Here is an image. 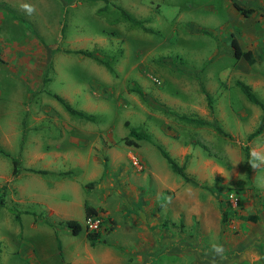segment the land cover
Segmentation results:
<instances>
[{
	"label": "rangeland",
	"instance_id": "rangeland-1",
	"mask_svg": "<svg viewBox=\"0 0 264 264\" xmlns=\"http://www.w3.org/2000/svg\"><path fill=\"white\" fill-rule=\"evenodd\" d=\"M236 80L264 104L263 0H0V264H60L90 228L96 264H211L212 242L223 264H264V166L244 154L264 129L247 140L260 109ZM129 127L148 139L125 145Z\"/></svg>",
	"mask_w": 264,
	"mask_h": 264
},
{
	"label": "trees",
	"instance_id": "trees-1",
	"mask_svg": "<svg viewBox=\"0 0 264 264\" xmlns=\"http://www.w3.org/2000/svg\"><path fill=\"white\" fill-rule=\"evenodd\" d=\"M232 5L234 6V8L236 9V11L238 13H240L241 15L245 16L249 13L252 12V8L248 7H242L239 4L232 2ZM119 13L120 16L130 22L133 25L139 26L141 28H143V30L147 31V32H151L152 30L149 27H144L142 25V21L135 19L133 17H131L126 11H124L123 9H119ZM229 44L232 50V55L235 59H239V58H243L246 61H249L251 59V52L250 50H242L236 40V38L234 36H230L229 39ZM74 53L83 55V56H87V57H91L94 60H97L98 62L102 63L106 68H108V70H110L109 67V63L106 61H103L102 59H98L96 57H93L91 52L89 51H85V50H75L73 51ZM234 84L239 88V90L242 92V94L246 97V99L257 105L260 109V118L258 121L257 126L255 127V129L248 134V136L246 137L247 140H250L251 138L259 135L262 130L264 129V104L255 96V94L251 91L250 87L245 84L242 81L236 80L234 81ZM53 97L63 106V108L71 113V114H75L78 115L80 117H84V118H89V115H85L83 112L75 110L74 108H72L68 103H66L61 97L57 96V95H53ZM182 119H184L187 122H192L195 124H204V121H202L199 118H190V117H182ZM214 130L219 134H224L222 132V130L218 127L215 126ZM147 140L148 139V135L143 131V130H139L133 127H129L128 128V132L125 136L122 137L123 143L125 145H131V146H136L137 145V141L139 140ZM161 156L165 159V161L168 163L170 169L180 175L182 178L186 179V175L183 172V167L179 166L165 151H163L161 148H158ZM244 154L247 160H249V152H248V148L245 147L244 148ZM12 163V170H11V175L12 176H16V174L18 173V163L16 160L12 159L11 160ZM31 172H35V173H44V170H33L31 169ZM84 217L85 219L93 217V216H97V210L88 205V204H84ZM62 224L68 228L70 230V232L72 234H77L80 230H81V225L79 222H77L74 219H66L62 222ZM99 236V231L95 230V229H90L85 231V238L88 241V243L93 246L96 241L97 238Z\"/></svg>",
	"mask_w": 264,
	"mask_h": 264
},
{
	"label": "clouds",
	"instance_id": "clouds-1",
	"mask_svg": "<svg viewBox=\"0 0 264 264\" xmlns=\"http://www.w3.org/2000/svg\"><path fill=\"white\" fill-rule=\"evenodd\" d=\"M25 11L27 14L31 15L34 11V8L28 5L24 6ZM248 163L250 164L251 168L254 170L260 169L264 166V152L258 150H251L249 152V160ZM264 187V185H261ZM211 254V264H223L225 260H227V252L224 246L220 243L212 242L209 245V248L205 252V255Z\"/></svg>",
	"mask_w": 264,
	"mask_h": 264
},
{
	"label": "crops",
	"instance_id": "crops-1",
	"mask_svg": "<svg viewBox=\"0 0 264 264\" xmlns=\"http://www.w3.org/2000/svg\"><path fill=\"white\" fill-rule=\"evenodd\" d=\"M264 1V0H263ZM43 158V156H41ZM33 169V168H32ZM40 170V169H36ZM35 173V172H33ZM34 226V223L32 224ZM67 231V230H66ZM84 236L82 239L83 248L81 250H76L72 248L71 252H67L66 249L61 250V262L60 264H96L91 256L92 253H90L86 247V243L84 241ZM56 253V251H55ZM28 255H33L32 252H28ZM64 258H66L64 260Z\"/></svg>",
	"mask_w": 264,
	"mask_h": 264
},
{
	"label": "built area",
	"instance_id": "built-area-1",
	"mask_svg": "<svg viewBox=\"0 0 264 264\" xmlns=\"http://www.w3.org/2000/svg\"><path fill=\"white\" fill-rule=\"evenodd\" d=\"M233 200H232V205L235 206L236 204V199H234L233 197H231ZM91 218V217H90ZM89 220V218H87ZM95 228V227H94ZM90 229H93V228H90ZM90 229H87V230H90Z\"/></svg>",
	"mask_w": 264,
	"mask_h": 264
}]
</instances>
